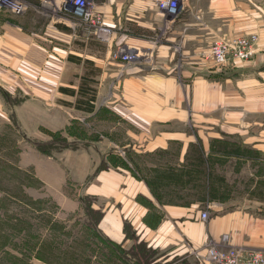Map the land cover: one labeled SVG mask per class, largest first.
<instances>
[{"label": "rangeland", "instance_id": "1", "mask_svg": "<svg viewBox=\"0 0 264 264\" xmlns=\"http://www.w3.org/2000/svg\"><path fill=\"white\" fill-rule=\"evenodd\" d=\"M183 1L0 0V34L8 24L35 30L48 61L15 65V52L6 47L3 58L0 47V255L6 248L25 264H59L37 254L48 239L70 252L51 255L64 264H221L211 253L264 257V100L257 87H240L235 70L255 58L260 34L213 28L205 0ZM235 1L248 5L242 11L252 21L264 3ZM75 5L81 13L71 11ZM231 17L213 16L221 26ZM239 37L252 45L247 56L215 63L212 46ZM210 60V72L201 70ZM162 71L176 76L181 94L172 93L171 101L181 99L185 113L143 130L117 111L124 100L112 95L130 74ZM200 78L230 83L221 86L241 96L216 104V93L211 107L196 93ZM83 89L96 95L92 112L76 107ZM92 220L130 261L96 250ZM27 230L36 234L32 243L40 242L30 256L14 245Z\"/></svg>", "mask_w": 264, "mask_h": 264}, {"label": "crops", "instance_id": "2", "mask_svg": "<svg viewBox=\"0 0 264 264\" xmlns=\"http://www.w3.org/2000/svg\"><path fill=\"white\" fill-rule=\"evenodd\" d=\"M120 2H127L128 0H118ZM142 4H150L151 0H134ZM206 7L208 11V25L213 28H221L230 32H252L253 30L257 31L260 34V41L258 44V52L255 58L246 63V65L236 68V72L239 74V84L240 87L248 91L251 90V86L258 88L259 99L264 100V3L259 4L261 10L258 16H253L252 19L248 20L244 16L242 10H246L248 5L241 3H236L235 0H205ZM156 0H153L155 3ZM187 0L183 1L185 5ZM116 4L114 3V8ZM155 5L153 9L147 12L148 18H152L155 15ZM115 16V13L112 14V17ZM213 16L220 17H231L228 19V23L224 25H216V21ZM149 20V21H150ZM130 23H134V20H126ZM151 23L149 22V25ZM8 26V27H7ZM5 28V33L0 34V47L2 49L3 58H7L8 50L10 52H15V57H12L11 61H15L13 64H19L24 62L25 64L37 67V65L42 64L41 62L47 61L46 54L39 47H44L38 43V40L35 36H39L35 30L30 29V32L27 31L26 27L14 26L11 27L8 24ZM136 26H144L142 24ZM10 27V28H9ZM215 29H213L214 31ZM214 35V34H211ZM166 47H162L160 50L161 53L166 54ZM2 58V59H3ZM10 61V58L8 59ZM18 61V62H17ZM48 62V61H47ZM211 64H208L207 67L202 68L205 70L207 68V73L210 72L208 67H213L214 62L210 60ZM37 65H36V64ZM26 66V65H25ZM50 75H54L55 67L52 63L47 65ZM177 78L175 75H172L171 72L162 71V72H152L148 74L140 75H128L126 80H124L125 87L122 92L113 94V98L117 100L123 99V102H118L116 108L120 114L125 116L133 124H138L142 126L143 130H149L151 124L156 123L157 121H166L168 118L172 119L178 117L185 113L182 110L181 106H178V102H181V99L175 98V101H171V94L178 93L181 94V91L176 87ZM196 83V82H195ZM201 83L200 89L196 91L197 94L206 98L210 101L211 107H215L216 104H231L238 101L237 95L241 96L240 91L233 90L231 87L224 89L220 83L214 81H208L200 78ZM196 83V84H198ZM230 83H227L224 86H230ZM246 85V86H245ZM250 85V86H247ZM245 86V87H244ZM215 87L220 88L221 90H216ZM175 89V90H174ZM218 93L217 103L215 104V95ZM116 96V97H114ZM229 96V97H228ZM174 99V98H173ZM260 101L259 99L253 98ZM247 101V99H246ZM255 102V101H254ZM256 103V102H255ZM260 105L264 108V102L260 101ZM172 117V118H171ZM160 146L165 147L166 138L159 141Z\"/></svg>", "mask_w": 264, "mask_h": 264}, {"label": "trees", "instance_id": "3", "mask_svg": "<svg viewBox=\"0 0 264 264\" xmlns=\"http://www.w3.org/2000/svg\"><path fill=\"white\" fill-rule=\"evenodd\" d=\"M83 87V86H82ZM62 90L64 92H68L69 94L71 95H75L77 96V92L73 89H69V88H65L63 87ZM4 94L6 96V98L9 99V102L12 104V101H11V98H10V95L4 91ZM87 96V97H86ZM95 98H96V95L94 94H90L89 95V91L88 90H85L83 89L81 91V96L78 97L77 99V102H76V107L78 109H82L84 111H87V112H92L95 108L94 106V102H95ZM13 116H14V124L19 127V124H18V118L16 116V113L13 111ZM31 143L33 145H35L36 147H39V146H43V144H46V143H43V142H39L37 140H30ZM83 204H85V201L83 200L82 201ZM86 205V204H85ZM88 208V207H86ZM87 213L92 216V213H91V210L90 208L87 209ZM93 224H91L90 222L87 224L88 225V228L90 230H92L93 232L95 231L96 234L98 235V237L100 238V240L98 241V237L97 239L92 242L95 247H96V250H105L109 253H118V255L120 254V258L122 259L123 262H128L130 261L128 258L124 257V252H125V249H123V247H121L120 245L112 242L111 240L105 238L102 234H100L98 232V226L97 224L95 223L94 220H92ZM98 221V220H97ZM93 225V226H92ZM29 227H32L33 225H28ZM54 226H57L59 228L58 225L54 224ZM93 227V228H92ZM16 228L17 227H12L11 229L15 232V234H19V231H16ZM94 229V230H93ZM11 230V231H12ZM94 232V233H95ZM6 234V233H5ZM14 234V233H13ZM7 236H10L8 233L6 234ZM36 234L34 233L32 235V232L27 230V233L24 234L23 238L21 239V243H17L15 242V246L21 250L23 252V255L25 256H30L31 253H29V250H35L36 248V244H39L40 242H37V243H32V239H36L37 237L35 236ZM4 238V237H3ZM47 238V237H46ZM1 241V240H0ZM56 241L55 240H48V239H45V240H42V242L40 243L41 246L39 247V249L37 250V254L40 256V258L42 260H44L45 262H52V263H59V264H64V261L62 260V258L60 259L59 262L57 261H54L52 258H51V255H53L54 253L57 254L58 256H61V251H64V249L62 247H60L58 244L55 243ZM34 246V247H33ZM33 247V248H32ZM93 248V247H92ZM88 248H85L83 249L84 252H86ZM18 250V252H19ZM82 250V249H81ZM80 250V251H81ZM20 251V252H21ZM68 250H65L64 252H66ZM19 252V253H20ZM22 252H21V255H22ZM72 252V251H71ZM1 255L0 257H2L1 259V263H4L5 261L8 260V262H11V263H14V264H25V261H23V257L19 256L20 254H16L14 253L13 251L9 250V249H6L4 248L2 251H1ZM67 253H70L69 251ZM145 260L147 261V259L145 258ZM143 259L140 260V264H143ZM26 264H31V263H26Z\"/></svg>", "mask_w": 264, "mask_h": 264}, {"label": "built area", "instance_id": "4", "mask_svg": "<svg viewBox=\"0 0 264 264\" xmlns=\"http://www.w3.org/2000/svg\"><path fill=\"white\" fill-rule=\"evenodd\" d=\"M15 5L17 6V3H15ZM71 9H73V6H71ZM78 12L81 13L82 9H80L79 6H76L75 13L78 14ZM248 47H252V45L246 37H239L234 40H220L212 46L210 54L215 63L225 65L235 58H243L247 56ZM210 256L214 260H221V264H264L262 253H254V256L250 255L251 257L245 256L241 253H232L227 256H217L216 254L211 253Z\"/></svg>", "mask_w": 264, "mask_h": 264}, {"label": "flooded vegetation", "instance_id": "5", "mask_svg": "<svg viewBox=\"0 0 264 264\" xmlns=\"http://www.w3.org/2000/svg\"><path fill=\"white\" fill-rule=\"evenodd\" d=\"M76 6H73V9H71V11L75 12Z\"/></svg>", "mask_w": 264, "mask_h": 264}]
</instances>
